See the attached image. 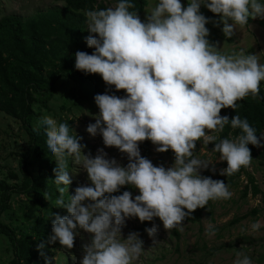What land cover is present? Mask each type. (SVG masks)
I'll return each mask as SVG.
<instances>
[{
	"label": "clouds",
	"instance_id": "obj_1",
	"mask_svg": "<svg viewBox=\"0 0 264 264\" xmlns=\"http://www.w3.org/2000/svg\"><path fill=\"white\" fill-rule=\"evenodd\" d=\"M204 5L219 14L225 38L234 35L235 26H244L250 19H264L262 0H157L147 11L144 21L129 11L132 0H117L114 7L86 10L89 35L83 39L93 48L91 54L77 50L74 68L85 74H99L108 86L124 90L125 95L95 94L99 111L95 122L86 125L92 137L98 133L104 146H114L125 153L128 163L121 166L109 159L103 148L96 154L82 153L79 137L69 134V125L43 116L38 126H44L45 148L53 157V168L59 196L56 205L68 215L54 214L49 243L58 242L71 249L77 229L91 234L83 246L79 264H134L143 252V241L136 231L122 238L121 228L126 218L139 221L158 218L165 230L182 231V221L193 210L204 207L210 200L231 197L226 183L201 170L215 172L213 161L193 155L200 140L206 146L215 142L212 152L218 161H226L220 175L231 176L241 167L248 168L253 159L249 144L264 146V133L257 136L246 118L220 115L222 108L236 109V101L251 96L259 99V84L264 81V64L255 54L240 51L222 54L207 39L205 27L210 18L199 8ZM95 34V35H93ZM228 124L240 132L235 138L207 134L219 133ZM148 139L155 151L171 149V166H154L141 156L138 142ZM67 158L87 173L89 185H79L67 202L65 187L71 183ZM138 190L133 197L128 190L119 195L121 186ZM87 201V203H85ZM252 232L261 228L259 220L249 226ZM144 231L155 237L157 225ZM207 225L205 234H214ZM155 242V239H153ZM43 244H38L41 249ZM42 254V253H41ZM233 264H251L247 255L236 253ZM45 264H48L45 259Z\"/></svg>",
	"mask_w": 264,
	"mask_h": 264
},
{
	"label": "trees",
	"instance_id": "obj_2",
	"mask_svg": "<svg viewBox=\"0 0 264 264\" xmlns=\"http://www.w3.org/2000/svg\"><path fill=\"white\" fill-rule=\"evenodd\" d=\"M62 1L63 6L37 12L30 17L8 15L0 18V114L18 121L19 129L26 137L18 153L20 172L9 170L0 177V249L6 254V257H0V264H45L53 247L48 238L54 214L68 215L65 208L56 205L59 196L57 185L53 182L56 162L46 153L44 126L40 124L36 132L33 127L43 116H49L57 123H67L69 134L74 135L70 127L72 120L66 114L62 115L64 111L75 113L84 104L92 108L96 106L94 95L106 91L118 97L125 95L123 89L115 90L114 86L106 85L99 74H85L74 68L77 50L89 54L93 51L83 39L89 35L84 12L108 6L99 0ZM132 4L129 11L140 16L147 1L132 0ZM218 15L208 9L205 17ZM208 24L210 22L205 27ZM259 89V99L247 96L236 101L235 110L231 107L220 110L221 115H227L229 119L233 115L246 118L258 137L264 132V81L260 82ZM239 132V129H232L226 124L217 141L235 138ZM152 146L148 139L142 141L141 156L150 160ZM248 147L251 157H258L264 167V146L249 144ZM66 163L67 169H71V158H67ZM222 167H226V161H223ZM243 175L247 176L243 196L246 197L249 191L257 195L260 189L247 168L241 167L228 177L218 173L216 179L230 188L236 187ZM70 185H61L65 187V202L73 195ZM134 189L124 185L111 195ZM211 204L212 200L204 207L193 210L191 216L185 219L200 222ZM252 213H258V209H253ZM146 227L147 221H144L143 231ZM174 233L178 236L176 231ZM38 244H43L39 250ZM56 245L59 246V243L56 242ZM54 264L61 263L56 260Z\"/></svg>",
	"mask_w": 264,
	"mask_h": 264
},
{
	"label": "rangeland",
	"instance_id": "obj_3",
	"mask_svg": "<svg viewBox=\"0 0 264 264\" xmlns=\"http://www.w3.org/2000/svg\"><path fill=\"white\" fill-rule=\"evenodd\" d=\"M99 1H103L108 7H114L116 4L114 0ZM146 1L147 4L139 16L141 21L145 20L147 11L154 8L157 3V0ZM61 6H63L62 0H0V18L8 15L26 18L37 12ZM202 8L200 12L205 16L208 9L204 5ZM209 22L207 39L209 43L216 46L217 51L228 55L242 49L244 54H255L258 63L264 64V33L252 32V29H247L248 24H245L244 26H235L234 35L225 38L221 31L222 23L219 22V15L211 16ZM257 24L264 28V20H258ZM98 111L97 106L90 108L88 104H84L75 113L64 111L62 115L66 114L72 120L70 127L73 134L79 137L80 144L83 146V154L94 156L98 148H103L107 153L106 158H114L121 166H124L128 163L125 153H121L114 146H104L99 133L92 137L85 130L88 123L95 122V114ZM19 127L18 121L8 115L0 114V177L6 175L9 170L20 172L18 153L21 151L26 137ZM207 134L216 137L219 135L215 132ZM140 143L138 142V147L141 154ZM155 148V145L151 148L150 161L153 165H162L165 168L171 166L174 161L172 150L157 152ZM212 148V142L204 146L198 140L193 155L213 161L209 167L214 166L216 171L204 169L200 174L216 179L219 169L223 168V161L216 160L218 155L211 151ZM252 158L247 172L255 178L260 192L257 195H252V192L249 191L248 195L244 197L242 190L247 184V176L243 175L236 187L228 188L232 194L229 199L212 201L200 222L184 219L181 222L182 231H178L176 228L165 230L162 222L154 217L153 221H147L148 227H151L153 223L157 225V231L153 238L143 231V222L138 218H126L125 224L121 228V239L126 237L130 231H136L143 241V252L134 264H233L237 258V252L247 255L251 264H264V167L260 164L258 157ZM69 175L71 178L69 190L72 194L77 186L90 184L86 171L73 162L69 169ZM131 193L133 197L139 194L137 189ZM253 209H258V213H252ZM257 220L260 221L261 228L252 232L249 226ZM207 225L214 227V234H205ZM77 231L78 235L74 237L71 249L62 248L60 245H56V242L50 243L51 246L53 245L47 258L50 264H54L56 260L61 264H65V262L79 264L83 255V246L90 242L91 234L82 229H77ZM0 257H6L4 250L0 249Z\"/></svg>",
	"mask_w": 264,
	"mask_h": 264
},
{
	"label": "crops",
	"instance_id": "obj_4",
	"mask_svg": "<svg viewBox=\"0 0 264 264\" xmlns=\"http://www.w3.org/2000/svg\"><path fill=\"white\" fill-rule=\"evenodd\" d=\"M182 7L187 5V0H180ZM262 2H264V0H262ZM203 9L202 5L199 8V11ZM258 20H264V19H260V18H256V19H250V22H248V26L247 29L250 30L252 29V32H259V33H264V28H261L262 26L260 24H257Z\"/></svg>",
	"mask_w": 264,
	"mask_h": 264
}]
</instances>
